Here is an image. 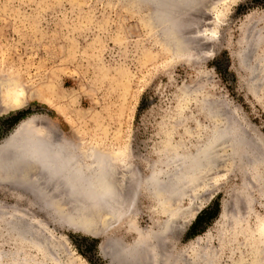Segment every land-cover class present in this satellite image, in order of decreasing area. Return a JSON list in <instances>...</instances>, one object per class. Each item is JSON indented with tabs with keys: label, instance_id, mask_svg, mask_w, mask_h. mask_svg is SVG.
<instances>
[{
	"label": "rangeland",
	"instance_id": "374dc122",
	"mask_svg": "<svg viewBox=\"0 0 264 264\" xmlns=\"http://www.w3.org/2000/svg\"><path fill=\"white\" fill-rule=\"evenodd\" d=\"M151 13L150 5L133 0H0V75L18 78L28 94L43 90L53 96L50 105L30 99L22 109L1 115L0 138L30 116L48 119L74 144L100 150L117 187L125 165L145 175L169 139L194 143L204 137L198 132L212 128L206 113L211 103L223 111V121L233 119L234 129H241L262 155L264 81L259 76L258 91L250 89L254 74L240 67L238 57L246 53L255 65L264 50V0L183 4L176 17L181 47ZM219 162L213 165L211 186L181 200L183 214L174 228H182L175 232V248L183 255L189 246H201L197 239L219 246L229 230L264 225V187L254 177L264 166L250 172L238 161ZM21 194L32 199L20 185L7 184L0 190V206H27ZM135 197L130 212L125 210L96 236L82 232L74 224L78 221L55 219L52 205L34 207L54 231L51 264H108L100 252V247L109 248L107 238L121 237L125 243L135 238L122 216L138 213L140 226L150 225L153 203L140 191ZM224 204L229 211H240L222 218ZM102 209L91 207L92 225L99 227L107 219ZM3 244L0 220V251ZM237 253L224 249L220 264L231 263Z\"/></svg>",
	"mask_w": 264,
	"mask_h": 264
},
{
	"label": "bare ground",
	"instance_id": "6f19581e",
	"mask_svg": "<svg viewBox=\"0 0 264 264\" xmlns=\"http://www.w3.org/2000/svg\"><path fill=\"white\" fill-rule=\"evenodd\" d=\"M133 1L150 5L151 18L162 27L163 32L175 35L172 37L175 42L178 39L176 43L181 47L183 37L178 34L177 11L193 0ZM252 30L255 31V25ZM245 54L238 57L240 67L254 74L250 89L256 92L262 83L259 81H264V50L256 57L255 65H251V60ZM26 90L18 78L8 77L4 73L0 75V116L22 109L30 99L38 98L48 105L53 103V96L43 90L31 94ZM222 112L208 103L206 113L213 119V124L212 128L198 132L204 137L197 138L194 143H173V139H169L160 149L158 161L146 166L145 175L125 165V172L123 170L117 187L112 182L111 170L100 150L86 148L81 142L74 144L48 119L40 116L25 118L4 139L0 138V190L6 188L3 183L20 185L32 197L30 200L21 194V200L27 204L23 208H19L17 203L0 206L4 242L0 264H51V260L55 259L54 231L48 227V219L36 216L34 207L41 210L44 205L48 209L52 205L55 219L63 217L68 223L78 221L74 222L76 227L96 236L110 228L114 220L130 208L139 191L153 203L149 209L150 225L143 229L137 221L138 213L122 216L126 218L127 228L135 234V238L131 243L122 242L121 237L107 238L109 248L100 247V252L108 259V264L114 261V264H220L224 249H228L233 256L238 252V258L233 257L229 264H264V225L244 227L243 222L240 228L229 230V234L220 239L219 246L211 242L200 243L197 239L196 243L201 246H189L185 249L189 252L187 255L175 248L179 236L175 232L178 234L182 231V228L180 232L174 228L183 214L180 203L189 195L193 196L198 188L206 191L211 186L209 179L213 165L217 166L219 160L238 161L244 170L250 172L258 165L264 166V152L260 155L257 148L244 138L241 129H234L233 119L223 121ZM262 171L261 175L254 177L261 180L264 187V168ZM93 206L103 208V214L107 216L102 222L100 218L96 219L102 223H99V227L98 224L92 225L93 220L89 217ZM225 206L222 218L227 217L229 212L236 216L240 211H236L235 207V211L231 208L232 211H229ZM61 239L66 240L64 236Z\"/></svg>",
	"mask_w": 264,
	"mask_h": 264
},
{
	"label": "trees",
	"instance_id": "16d2710c",
	"mask_svg": "<svg viewBox=\"0 0 264 264\" xmlns=\"http://www.w3.org/2000/svg\"><path fill=\"white\" fill-rule=\"evenodd\" d=\"M204 214H205V212L198 216L196 223H198L202 219V217L204 216Z\"/></svg>",
	"mask_w": 264,
	"mask_h": 264
},
{
	"label": "water",
	"instance_id": "95a60500",
	"mask_svg": "<svg viewBox=\"0 0 264 264\" xmlns=\"http://www.w3.org/2000/svg\"><path fill=\"white\" fill-rule=\"evenodd\" d=\"M7 186V183H3V187H6ZM82 232H84V231H82ZM85 233V232H84Z\"/></svg>",
	"mask_w": 264,
	"mask_h": 264
}]
</instances>
